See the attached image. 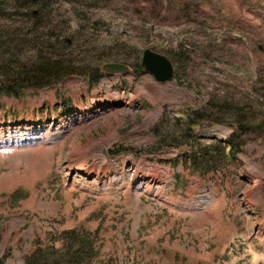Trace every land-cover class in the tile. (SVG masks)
I'll return each instance as SVG.
<instances>
[{
    "label": "rangeland",
    "instance_id": "rangeland-1",
    "mask_svg": "<svg viewBox=\"0 0 264 264\" xmlns=\"http://www.w3.org/2000/svg\"><path fill=\"white\" fill-rule=\"evenodd\" d=\"M55 59L0 96L3 264L71 228L90 264H264V0H0V76Z\"/></svg>",
    "mask_w": 264,
    "mask_h": 264
},
{
    "label": "trees",
    "instance_id": "trees-1",
    "mask_svg": "<svg viewBox=\"0 0 264 264\" xmlns=\"http://www.w3.org/2000/svg\"><path fill=\"white\" fill-rule=\"evenodd\" d=\"M44 62V61H43ZM1 63V62H0ZM40 64L29 76V70L20 66L13 68L4 76H0V96H20L23 93V85L29 87H43L59 81L63 76L71 72L61 68L62 61L53 60ZM7 67L0 64V68ZM45 78H44V77ZM40 78H43L41 81ZM37 79H39L37 81ZM34 80V82H33ZM24 83V84H22ZM189 128V126H187ZM96 235L94 232L80 228H71L60 233V244L54 247L52 244L44 248L34 249L26 258V264H90V261L98 254V249L94 245ZM0 264H3L0 259Z\"/></svg>",
    "mask_w": 264,
    "mask_h": 264
},
{
    "label": "water",
    "instance_id": "water-1",
    "mask_svg": "<svg viewBox=\"0 0 264 264\" xmlns=\"http://www.w3.org/2000/svg\"><path fill=\"white\" fill-rule=\"evenodd\" d=\"M139 66L142 72L150 74L158 82H165L172 77L171 61L165 55L154 52L151 43L142 49ZM98 69L105 73H123L127 67L117 62H105L101 63Z\"/></svg>",
    "mask_w": 264,
    "mask_h": 264
}]
</instances>
